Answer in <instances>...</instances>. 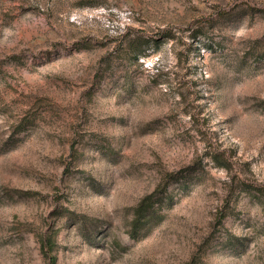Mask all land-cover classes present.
I'll return each instance as SVG.
<instances>
[{"label": "rangeland", "instance_id": "rangeland-1", "mask_svg": "<svg viewBox=\"0 0 264 264\" xmlns=\"http://www.w3.org/2000/svg\"><path fill=\"white\" fill-rule=\"evenodd\" d=\"M0 264H264V0H0Z\"/></svg>", "mask_w": 264, "mask_h": 264}]
</instances>
